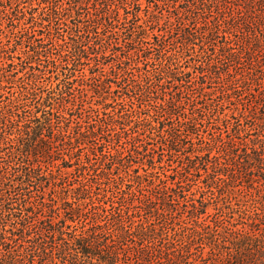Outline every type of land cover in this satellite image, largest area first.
Instances as JSON below:
<instances>
[{"label":"rangeland","instance_id":"obj_1","mask_svg":"<svg viewBox=\"0 0 264 264\" xmlns=\"http://www.w3.org/2000/svg\"><path fill=\"white\" fill-rule=\"evenodd\" d=\"M207 1L0 0V190L29 164L53 174L45 198L76 203L68 223L79 233L97 212L91 197L115 206L130 234L107 236L118 264H264V43L255 36L264 0H224L213 14ZM105 4L110 15L94 26ZM213 28L231 34L234 57L210 47ZM94 111L123 125L108 141L82 137L80 153L66 148L60 134L87 132ZM58 112L80 124L54 119L49 139ZM121 140L124 165L109 174L100 151ZM79 155L94 165L82 200L77 165H63ZM57 181L65 188L55 193ZM48 215L36 210L33 221ZM79 248L66 264L100 263Z\"/></svg>","mask_w":264,"mask_h":264},{"label":"trees","instance_id":"obj_2","mask_svg":"<svg viewBox=\"0 0 264 264\" xmlns=\"http://www.w3.org/2000/svg\"><path fill=\"white\" fill-rule=\"evenodd\" d=\"M246 3L248 5V1H246ZM223 5L224 0H211L210 3L209 1L205 4L203 3V6H205L211 14L216 10L217 12L220 11ZM110 10L111 5L109 4H105V6L102 7V11L96 9L97 14L89 17L90 22H93L94 26L97 27L101 24L103 25V17L110 15ZM115 12L119 15V11ZM99 14L103 15L99 16ZM84 22L88 21H81L80 23ZM224 22L228 24L230 23L226 19H224ZM261 23L262 26L258 30L259 36L257 33L255 34L258 44L261 42L264 43V20ZM97 27L95 29H98ZM113 35L116 40L115 37L118 35L116 33ZM229 35L230 36H220V32H214L213 28V31L211 32L210 40L212 41L210 42V47H215L216 51V47H218V50H220L222 55H228V57L232 58L235 56V53H232V41L230 42L232 36L231 34ZM214 42H219L220 46H217L219 44H215ZM76 43L77 52L80 54L84 53V50H82V46L80 45L81 42ZM155 73V71L150 72V74L155 77V80L160 81L162 78ZM202 74L204 75V71H202ZM188 77L191 78V75H188ZM249 81L252 83L254 82L252 79ZM182 82H185V80ZM72 84L73 83L71 82H67V87L72 86ZM150 84L151 86H154L153 83ZM202 84H204V82ZM240 86H242V84ZM68 88V93H71V88ZM158 108L164 110V106L162 105L158 106ZM94 112L95 118H91L92 120L87 122L89 123L86 129L87 132L81 133L79 131L75 133L60 134V139H62L61 141L66 148L80 153L85 149L83 148V145H86V141L82 139V137L90 140L94 137L97 138L98 134H100L104 141H108L110 138L109 133L111 131L115 132L116 126L123 125L114 117V115L104 113V118H102L100 111ZM49 115L50 117L47 118L46 121L47 132L49 133V139H54L56 135L54 131V119L58 122L62 120L66 122L69 119L60 112L57 114L49 113ZM69 115L71 118L69 120L70 123L73 121L76 122L77 125L80 124L77 119H74L75 112H71ZM78 119L82 118L78 117ZM110 143H112L111 147L107 148L105 151H100V153L101 157L106 161L104 167L105 171L112 174L118 165H124V160L121 159L122 156L119 151V147H122V140L120 142L111 141ZM85 158L88 160L87 162H83L82 155H79L78 163L71 164L65 162L63 164L64 168H72L74 165H77L78 167L75 170L74 177L81 179L78 183L80 187L77 189V192L80 193L78 198L80 200L86 199V195L90 194L88 190L84 188L85 183L83 182L86 180L89 182L90 178L88 177L91 175L88 173L90 169L94 167V165L89 162L90 156L85 155ZM15 173H19V171H15ZM49 176L50 177L44 174L41 169H36L33 165L29 164V166L24 168L22 174H15L14 176L12 175L9 177V182L6 184L7 188L5 190H0V264H59L60 262L61 264H66L71 258L78 261L79 247L97 252L99 255L98 261H100V263L97 264H101L102 259L108 264H118L119 254L114 247L116 241H113L114 245L112 246L108 237H111L112 239V237L116 236L118 239L122 240L129 238L130 234L126 232V229H128L127 225L118 220V217L121 216V211H118L115 206H112V213H110V210L103 206V204H107L106 202L100 201V205L98 206L93 202L91 197L90 210H95L97 212L95 213L94 218L81 228V232L79 233V227L68 223V221H71L72 223H75L76 221L74 217H68L78 210L75 208V202H69L68 199H63L64 208L58 207V201L55 199V196L50 197V202H47V199L45 198L46 188L52 185L51 180L57 179L53 174H49ZM13 178L14 180H11ZM62 183L63 182L60 181L53 183V191H55V193L57 192L56 188H65L62 187ZM127 186L130 190V194H135L136 191L132 190V186ZM116 189L118 193L122 192V189L118 186H116ZM40 209H47L49 215L39 219L38 223H34L33 216L36 210ZM62 209L65 214L61 212ZM109 213L110 215L108 216ZM110 216L112 218H110ZM137 223L133 222L130 230H133L134 227L135 229L142 228V233H145L150 229L148 223ZM9 226L11 229H8ZM86 226H89V228L86 229ZM93 261L94 258H91L89 264H96ZM84 264H87V262Z\"/></svg>","mask_w":264,"mask_h":264}]
</instances>
